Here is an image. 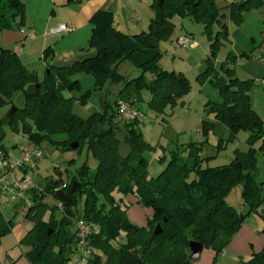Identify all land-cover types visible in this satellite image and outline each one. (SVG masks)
<instances>
[{
    "label": "trees",
    "instance_id": "obj_1",
    "mask_svg": "<svg viewBox=\"0 0 264 264\" xmlns=\"http://www.w3.org/2000/svg\"><path fill=\"white\" fill-rule=\"evenodd\" d=\"M262 3L264 0H230L226 5L228 18L240 23L245 10ZM150 8L152 15L147 28L133 34L116 29L110 11L95 10L89 18L87 45L80 49L86 54L69 64H47L42 78L27 68L16 52L0 43V108L8 104L15 107L9 116H0V151H9L2 140L5 128L10 126L39 148L44 142L61 152L85 148L97 161L94 169L87 160L73 171L66 169V179L55 167V178H46L43 187H31L26 192L28 203L19 202L25 208L23 219L32 223L19 241L31 264H74L71 257L78 247L79 219L99 225V231L89 237L93 251L84 264H191L195 259L189 256L190 241L210 246L216 258L244 217L259 207L264 230V193L253 175L256 170L253 145L260 141L259 148L264 151V126L250 104L254 79L240 78L235 73L233 64L237 55L229 51L218 66L215 64L219 46L229 39L224 14L215 0H162L160 5L158 0H152ZM175 15L203 24L209 48L205 68L197 77L217 87L222 101L205 103V111L213 119H203L200 124L203 140L189 141L171 150L165 167L150 176L144 152L152 146L135 127L139 117L129 122L121 120L116 102L122 99L134 105L146 90L147 106L156 113H164L177 102L183 104L181 99L189 91L187 77L181 71H169L159 65L162 55L159 41L171 39L174 27L171 19ZM25 23L22 0H0V32L21 29ZM51 52L49 46L44 48L43 59ZM240 56L252 54L242 52ZM123 60H129L140 73L130 79L121 75L117 67ZM81 70L95 77V87L101 88L106 82L122 84L113 103L107 102L104 110L92 111L85 118L72 110L74 102L86 104L91 97V91L82 92L80 80L73 78ZM148 72L153 74L150 80L145 76ZM15 91L21 92L23 104L11 101ZM241 129L248 132L249 149L236 150L235 157L226 164L203 167V161L211 157L201 155L208 133L217 135L215 147L219 152ZM119 130L129 147L126 155L118 150ZM72 143H77L76 149H72ZM74 182L77 185L71 191ZM236 183H242V199L248 207L245 213L225 200V192ZM57 189L71 197L69 207H64L56 197ZM129 194L137 197L139 204L151 208L145 226L128 219L125 197ZM47 195L57 199V204L50 205L45 199ZM47 211L49 216L44 218ZM158 223L161 231L155 234ZM13 225L14 220L5 219L0 210V238ZM122 233L124 242H116ZM246 264H264V242Z\"/></svg>",
    "mask_w": 264,
    "mask_h": 264
},
{
    "label": "rangeland",
    "instance_id": "obj_2",
    "mask_svg": "<svg viewBox=\"0 0 264 264\" xmlns=\"http://www.w3.org/2000/svg\"><path fill=\"white\" fill-rule=\"evenodd\" d=\"M229 1L230 0H215L217 6L221 9V13L224 14L223 21L227 24L229 35L232 34L234 30H242L244 33L248 34L249 45L252 46L250 47L252 49L247 52L252 54V56H240V53L243 51L240 52L234 49L229 36V39L223 40L222 44L219 46L215 64L218 66L229 51L237 55L233 64L235 73L240 78L254 79V85L249 92L250 104L259 114L264 126V85L261 84L262 63L256 57L258 54H264V3L259 7L245 10L243 12V20L240 23H235L228 18V9L226 5ZM171 21L174 24L171 39H161L159 41V49L162 53L159 65L161 68L169 71L174 70L183 72L189 81V91L181 99L183 104L177 102L172 108L167 107L164 113H156L148 108L147 99L149 98V93L146 90L142 93V99H139L134 104L135 107L140 110V115L135 127L141 132L144 140L152 146L144 152L148 159L147 170L150 176H155L165 167L169 160L171 150L180 148L189 141L200 142L203 140V136L200 133V124L203 119H213L212 114L206 113L205 103L207 101H222V96L217 87L213 86L208 80H200L197 77L205 68V58L209 48L207 36L203 32V24L191 18H182L178 15H175ZM216 28L217 26L214 25V29ZM182 34H190L192 37L193 46L191 49L182 47L176 48L172 45L171 41L174 40L177 35ZM54 38L55 39H52L53 42L61 38V36L57 35ZM25 43H28V40H26ZM58 43L57 49H54L57 51L58 55H60L58 47L61 46V42ZM54 44L55 42L52 45ZM37 50L39 49L35 46L30 49V53L32 54L30 59L35 58ZM85 52L86 51L79 49L76 51V54H86ZM39 53V56H41L42 49ZM57 58L60 59V56ZM48 62H51L49 64L55 65L65 64L57 62L56 59L53 61L49 59ZM44 69V67L40 69L39 74H37L39 78L44 76ZM117 71L128 79L136 77L140 73L129 60L121 61L117 67ZM145 76L147 80H150L153 74L148 72ZM73 78H78L80 80L82 92L91 91V97L86 104H80L79 102L73 103L72 110L82 117L87 116V114L92 111L104 110L107 102L113 103L115 100V93L110 89L112 85L117 88H120L122 85L121 83L111 84L110 82H106L101 88L95 87V77L91 73L83 70L77 72ZM11 101L18 105L23 104L21 92L15 91L11 96ZM12 106V104H8L1 107L0 116L7 114ZM226 134V131H224L223 136ZM116 136L119 140V153L121 155H126L129 151V147L125 141L123 132L119 130ZM247 136L248 132L246 130H239L233 141L225 143L224 148L217 152L215 147L217 135L210 131L207 135V144L203 148L201 155H210L211 157L203 161V167L217 166L230 162L235 157L236 150L246 152L250 146L247 143ZM26 138L27 137L20 131H15L8 126L5 128V136L2 140V144L4 147L8 148L12 154L17 155V146L21 143H25ZM259 145L260 141H256L253 145L256 156V170L253 171V175L261 188V192L264 193V151L259 148ZM41 146L43 155L36 161V167L31 172V175L32 177L38 175L43 180L49 177L55 178L57 176L55 167L61 171V177L66 179V169L70 171L75 170L84 160H87L88 157L85 148L79 151H72V158H66L63 152L55 149L47 142L42 143ZM44 183L45 182H43L40 187H43L42 185H44ZM33 186L37 187L34 180ZM115 196L118 197L117 194H115ZM1 197L0 210L5 219L14 220V225L7 234L0 238V262L8 263L13 260L14 264H31L23 255L24 247L19 244V241L31 228L32 223L23 219L22 213L25 211V208H22L19 200H11L4 195ZM45 199L50 205H56L58 202L52 195H47ZM225 200L239 212L245 213L248 210L247 205L244 204L242 199V183H236L231 186L225 192ZM22 203L26 204L28 201L26 202L24 200ZM16 209H18V214H15ZM129 209H127L126 212L127 217L129 216ZM55 213L58 216L60 210L57 209ZM48 216L49 211L45 213L44 218ZM246 219L254 226L256 234L260 235L263 233L262 218L257 211L248 213L241 222L240 227ZM72 230H74V226ZM124 240L125 236L124 233H122L116 242H124ZM211 250L212 248L210 246L203 247V252L197 261L202 260L205 253ZM80 252L81 248L77 247L71 257V262ZM243 256L244 254L241 253H228L224 258H215L214 264H246L249 257L245 258Z\"/></svg>",
    "mask_w": 264,
    "mask_h": 264
},
{
    "label": "crops",
    "instance_id": "obj_3",
    "mask_svg": "<svg viewBox=\"0 0 264 264\" xmlns=\"http://www.w3.org/2000/svg\"><path fill=\"white\" fill-rule=\"evenodd\" d=\"M22 1L25 4V25L21 29L1 31L0 43L3 46L10 48L14 52H16L22 63L27 68L34 70L37 74H39L40 69H43V67L45 68V73L46 65L51 63L48 62L49 59L50 61L56 59L57 62L69 64L73 60L84 55L81 53L76 54V51L86 45L91 29L89 18L95 10L104 9L110 11L113 14L114 27L128 34H133L145 30L152 15V11L150 8L152 0ZM59 23L68 24L69 26H71V31L63 34L51 33L50 30ZM27 31L32 32L31 37L25 36L24 33ZM57 35H60L61 38L56 39L54 41L55 44L52 45L54 43L52 39H55L54 37ZM229 36L231 38L232 46L235 50H238L240 52L251 51L252 48L250 47L252 46L249 45L247 33H244L242 30H234ZM26 40H28V43H25ZM58 42H61V46L58 47V52L60 53V55H58L57 51H55L54 49L57 47V45H59ZM34 46L39 50H37V53H35V58L30 59L32 55L30 53V49ZM48 46L52 49V52L49 57L43 59V50ZM41 49L42 54L41 56H39V52ZM59 56L60 59L57 58ZM263 65L264 64L262 63L261 76L264 73ZM118 89L119 88L113 85L110 89L114 91L115 99L117 98ZM89 114H87V116ZM27 141L28 140L26 138V142ZM63 154L66 158H72L73 156L72 151L63 152ZM87 162L91 169H94L97 165V161L90 155H88L87 157ZM33 180L37 187H40L43 182L47 181L46 179H41L38 175L33 177ZM1 196L2 195L0 193V201L2 199ZM125 200L128 203L127 209L130 208L128 219L136 225L145 226L147 223V217L152 214L151 208L139 204L137 197H135L133 194L127 195L125 197ZM257 212L260 215L263 213L261 207L258 208ZM263 242L264 230L262 234H256L254 226L248 222V219H246L240 229L231 237L229 243L227 244V247L223 249V254L216 256V258H224L228 253H241L244 254L243 257L250 258L253 253L259 252L262 249ZM202 252L203 249L200 255L202 254ZM199 257L192 261L191 264H214L215 252L213 250L207 251L203 259L197 261Z\"/></svg>",
    "mask_w": 264,
    "mask_h": 264
},
{
    "label": "built area",
    "instance_id": "obj_4",
    "mask_svg": "<svg viewBox=\"0 0 264 264\" xmlns=\"http://www.w3.org/2000/svg\"><path fill=\"white\" fill-rule=\"evenodd\" d=\"M71 31V26L66 23H59L50 30L53 34H63ZM25 36L31 37L32 32H25ZM176 48L191 49L193 46L192 37L188 34L178 35L172 42ZM257 59L264 64V55L258 54ZM264 85V73L261 78ZM117 114L125 122L132 121L139 117L140 111L135 105L128 101L118 99L116 102ZM18 154L14 155L11 151L6 153L0 151V193L11 200H24L27 202L26 192L33 187V177L31 172L36 167V161L42 157L41 148L31 142H25L18 147ZM99 231L97 223H89L79 219L76 223L77 245L81 248L80 254L74 259V264H84L92 254L93 248L89 243V237ZM223 251L219 255H222Z\"/></svg>",
    "mask_w": 264,
    "mask_h": 264
},
{
    "label": "water",
    "instance_id": "obj_5",
    "mask_svg": "<svg viewBox=\"0 0 264 264\" xmlns=\"http://www.w3.org/2000/svg\"><path fill=\"white\" fill-rule=\"evenodd\" d=\"M162 2V0H158V5H160ZM15 107L12 106L10 108V110L7 112V116H9L13 111H14ZM77 143H72L71 147L72 149H76L77 147ZM77 183L74 182L72 187H71V191H74L75 187H76ZM55 195L56 197L61 201V203L63 204L64 207H69L70 202H71V197L69 195H67L62 189H57L55 191ZM161 231V225L158 223L155 228H154V233L155 234H159ZM189 249L191 251L190 253V258L191 259H197L203 249V244L201 242H197V241H190L189 242Z\"/></svg>",
    "mask_w": 264,
    "mask_h": 264
}]
</instances>
